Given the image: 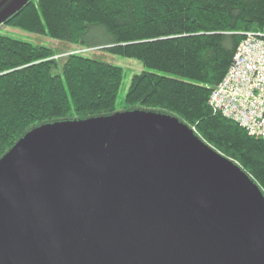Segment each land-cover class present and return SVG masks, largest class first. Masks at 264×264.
<instances>
[{"label":"trees","instance_id":"1","mask_svg":"<svg viewBox=\"0 0 264 264\" xmlns=\"http://www.w3.org/2000/svg\"><path fill=\"white\" fill-rule=\"evenodd\" d=\"M103 48L149 70L132 77L124 110H157L190 125L264 191V140L209 103L247 32L264 34V0H29L0 26ZM120 66L0 34V159L30 130L111 115Z\"/></svg>","mask_w":264,"mask_h":264},{"label":"water","instance_id":"2","mask_svg":"<svg viewBox=\"0 0 264 264\" xmlns=\"http://www.w3.org/2000/svg\"><path fill=\"white\" fill-rule=\"evenodd\" d=\"M28 1L16 0L0 25ZM28 134L0 169L18 168L20 185L48 182V189L33 211L10 210L12 220L3 219L0 264H209L208 247L221 230L207 206V169L194 155L218 156L204 143L183 141L179 147L195 153L161 162L149 146L154 139L117 128L56 132L23 147Z\"/></svg>","mask_w":264,"mask_h":264},{"label":"rangeland","instance_id":"3","mask_svg":"<svg viewBox=\"0 0 264 264\" xmlns=\"http://www.w3.org/2000/svg\"><path fill=\"white\" fill-rule=\"evenodd\" d=\"M15 1L0 0V15L5 14ZM0 34L35 45L51 47L59 53L60 57L80 48L47 35L6 25L0 26ZM84 55L123 68L124 76L116 111L111 115L67 119L37 126L29 131L22 142L23 147H33L38 137H52V134L56 132L87 128L94 129L96 132V130L117 128L123 132H135L148 139H154L153 142L149 141V146L157 149L159 160L163 162L172 158V162H177L179 156L195 153L183 146L179 147L181 142H190V138L195 137L204 143L207 151L218 156L216 158L208 152L205 156L202 150H198V154L194 155L197 157L194 158V163L207 169V181L211 187L209 195L213 196L210 201L207 200V206L218 213L217 223L212 227L221 230L217 239L211 241L208 247L209 264H264V191L260 185L238 162L203 141L190 125L181 122L172 114L141 108L124 110V100L132 77L144 70H149L141 62L115 55L103 48H92ZM180 124L182 129L179 128ZM143 128L144 131H133ZM192 158L190 157L189 160ZM17 170L18 168L0 169V224L4 218L12 220L11 212L14 210L27 214L33 211V203L43 198L48 189V182L39 187L36 182L28 187L20 185L17 182ZM189 172L188 167L185 173ZM40 180L48 181V177H42ZM204 198L207 199V196ZM31 226L29 225V228Z\"/></svg>","mask_w":264,"mask_h":264},{"label":"built area","instance_id":"4","mask_svg":"<svg viewBox=\"0 0 264 264\" xmlns=\"http://www.w3.org/2000/svg\"><path fill=\"white\" fill-rule=\"evenodd\" d=\"M252 32L245 34L233 65L212 91L209 103L264 140V34Z\"/></svg>","mask_w":264,"mask_h":264},{"label":"bare ground","instance_id":"5","mask_svg":"<svg viewBox=\"0 0 264 264\" xmlns=\"http://www.w3.org/2000/svg\"><path fill=\"white\" fill-rule=\"evenodd\" d=\"M252 33H254V34H258V32H255V31H254V32H252Z\"/></svg>","mask_w":264,"mask_h":264}]
</instances>
